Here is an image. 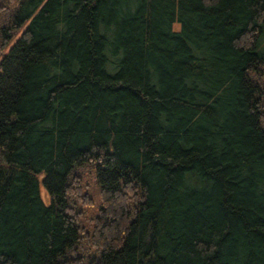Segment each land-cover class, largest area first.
Wrapping results in <instances>:
<instances>
[{"label": "trees", "instance_id": "1", "mask_svg": "<svg viewBox=\"0 0 264 264\" xmlns=\"http://www.w3.org/2000/svg\"><path fill=\"white\" fill-rule=\"evenodd\" d=\"M0 264H264V0H0Z\"/></svg>", "mask_w": 264, "mask_h": 264}, {"label": "rangeland", "instance_id": "2", "mask_svg": "<svg viewBox=\"0 0 264 264\" xmlns=\"http://www.w3.org/2000/svg\"><path fill=\"white\" fill-rule=\"evenodd\" d=\"M42 196H43L44 200H47V196H46V193H45V191H44V188H43V190H42Z\"/></svg>", "mask_w": 264, "mask_h": 264}]
</instances>
